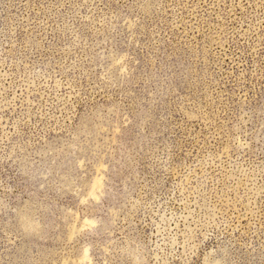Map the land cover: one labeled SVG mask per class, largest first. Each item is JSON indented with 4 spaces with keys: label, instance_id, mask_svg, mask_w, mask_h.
I'll return each mask as SVG.
<instances>
[{
    "label": "rangeland",
    "instance_id": "374dc122",
    "mask_svg": "<svg viewBox=\"0 0 264 264\" xmlns=\"http://www.w3.org/2000/svg\"><path fill=\"white\" fill-rule=\"evenodd\" d=\"M0 264H264V0H0Z\"/></svg>",
    "mask_w": 264,
    "mask_h": 264
}]
</instances>
